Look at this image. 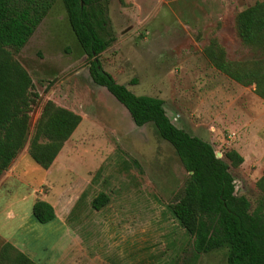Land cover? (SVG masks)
Returning a JSON list of instances; mask_svg holds the SVG:
<instances>
[{
	"label": "rangeland",
	"instance_id": "rangeland-1",
	"mask_svg": "<svg viewBox=\"0 0 264 264\" xmlns=\"http://www.w3.org/2000/svg\"><path fill=\"white\" fill-rule=\"evenodd\" d=\"M260 1L106 0L99 33L111 43L98 60L115 83L162 100L173 126L209 143L228 166L234 195L248 201L249 213L264 215V102L253 85L242 87L216 71L203 51L215 40L229 62L263 59L240 43L234 28L235 15ZM13 57L37 95L28 114L30 134L46 101L81 120L48 173L31 161L26 146L17 154L0 178V198L13 197L6 213L29 214L31 203L45 195L77 236L68 264H225V249L193 258L191 239L169 209L187 173L151 123L136 127L92 83L60 0ZM229 150L242 158L237 167L224 158ZM100 193L108 202L96 211L90 202ZM3 213L0 245L13 232Z\"/></svg>",
	"mask_w": 264,
	"mask_h": 264
},
{
	"label": "trees",
	"instance_id": "trees-1",
	"mask_svg": "<svg viewBox=\"0 0 264 264\" xmlns=\"http://www.w3.org/2000/svg\"><path fill=\"white\" fill-rule=\"evenodd\" d=\"M56 0H0V177L26 146V154L42 170L50 167L65 141L80 123V116L52 102L41 108L33 131H28L30 106L37 95L32 83L14 59ZM68 25L86 57L92 83L104 88L141 127L151 123L158 137L168 143L187 178L170 213L191 239L193 258L225 249V264H264V215L249 213V203L234 195L228 166L215 158L209 143L173 126L165 116L160 99L137 96L115 83L98 60L111 43L99 31L105 21L106 0H60ZM234 28L240 43L264 55V0L238 12ZM210 65L242 87L254 86L253 93L264 101V58L248 63L225 60L223 50L212 40L203 50ZM231 167L242 163L233 150L224 154ZM264 181V176L260 183ZM106 195L94 197L90 206L100 210ZM30 215L37 224L54 220L52 207L35 200ZM0 264H37L8 242L0 245Z\"/></svg>",
	"mask_w": 264,
	"mask_h": 264
},
{
	"label": "crops",
	"instance_id": "crops-1",
	"mask_svg": "<svg viewBox=\"0 0 264 264\" xmlns=\"http://www.w3.org/2000/svg\"><path fill=\"white\" fill-rule=\"evenodd\" d=\"M54 160L52 164L54 163ZM44 172L48 173L49 168L46 169ZM28 195L29 193H27L26 195H22V199H26V197L28 199ZM12 198L13 197H9V195H2V199L0 198V204L4 203L7 205L5 206V208L3 207L2 209L0 207V212L1 210H3L4 216H7L6 220L13 221L12 234L21 231L24 235L28 233V237L25 236V240L24 238L16 240L13 239V235L10 234L8 239H5L4 242H8L17 251L24 254L26 257H28L37 264H68L70 250L69 248L72 245H76L77 236L74 234V232L68 225H65L63 221H60L61 213L59 215L57 214L54 207L55 205L51 204V202H49L45 198V195H43V199H37L48 203L52 207L54 212V220L50 223L42 225L37 224L32 219L30 213L26 214V211L24 213V216L15 214V212L11 211L9 212V214L6 213L5 211H7L8 207L12 205ZM40 240H43V242L45 243L42 247L38 245ZM43 250L45 251L42 252ZM72 250H74V248Z\"/></svg>",
	"mask_w": 264,
	"mask_h": 264
},
{
	"label": "water",
	"instance_id": "water-1",
	"mask_svg": "<svg viewBox=\"0 0 264 264\" xmlns=\"http://www.w3.org/2000/svg\"><path fill=\"white\" fill-rule=\"evenodd\" d=\"M114 99V98H113ZM115 100V99H114ZM116 101V100H115ZM117 102V101H116ZM118 103V102H117ZM165 114V113H164ZM166 116V115H165ZM167 117V116H166ZM169 120V119H168ZM171 123V122H170ZM215 158L219 159V154H214Z\"/></svg>",
	"mask_w": 264,
	"mask_h": 264
},
{
	"label": "flooded vegetation",
	"instance_id": "flooded-vegetation-1",
	"mask_svg": "<svg viewBox=\"0 0 264 264\" xmlns=\"http://www.w3.org/2000/svg\"><path fill=\"white\" fill-rule=\"evenodd\" d=\"M126 88V87H125ZM127 89V88H126ZM128 90V89H127Z\"/></svg>",
	"mask_w": 264,
	"mask_h": 264
}]
</instances>
